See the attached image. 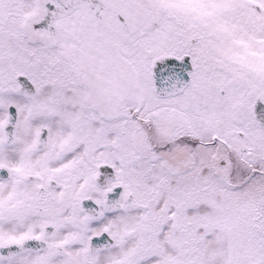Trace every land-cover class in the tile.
Segmentation results:
<instances>
[{"label":"snow or ice","instance_id":"obj_1","mask_svg":"<svg viewBox=\"0 0 264 264\" xmlns=\"http://www.w3.org/2000/svg\"><path fill=\"white\" fill-rule=\"evenodd\" d=\"M0 264H264V0H0Z\"/></svg>","mask_w":264,"mask_h":264}]
</instances>
